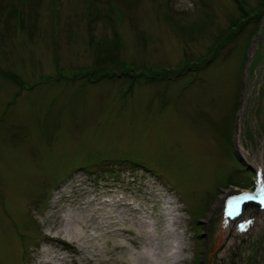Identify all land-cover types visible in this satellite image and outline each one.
<instances>
[{"label": "rangeland", "instance_id": "374dc122", "mask_svg": "<svg viewBox=\"0 0 264 264\" xmlns=\"http://www.w3.org/2000/svg\"><path fill=\"white\" fill-rule=\"evenodd\" d=\"M240 1L0 0V264H135L142 218L153 250L184 241L177 264H264V224L214 210L254 186L237 134L264 158L262 0ZM69 215L84 237L52 240Z\"/></svg>", "mask_w": 264, "mask_h": 264}, {"label": "bare ground", "instance_id": "6f19581e", "mask_svg": "<svg viewBox=\"0 0 264 264\" xmlns=\"http://www.w3.org/2000/svg\"><path fill=\"white\" fill-rule=\"evenodd\" d=\"M244 109V105L241 106L240 108V112H242ZM236 143L239 147L240 151H243L242 148L239 146L240 142H239V135L237 134L236 137ZM243 155H245V153H242ZM254 162V161H253ZM259 166L257 165V168ZM229 192L228 191H224L221 193V195L219 197H217L215 206H214V210L216 209V206L221 202L222 199H224V197H226V195H228ZM107 199H103V202H106ZM168 202V204L171 203V201H166ZM175 205H166L165 206V214L167 216V223L165 225V232L162 235H167L168 237L170 236V232H175L177 230V228L180 225V218L177 215V213H175L176 209H175ZM164 210V209H163ZM214 212V211H212ZM240 216H244V212L242 211V213L240 214ZM62 223H63V227L61 228V235H58V232H54L52 234V236L50 237L51 239H59L62 238L64 241H67L69 243L72 242H77L78 239H81V237H84V230L82 229L81 226H79L77 224V219H75L72 215H69L68 217L65 216L61 219ZM141 224V234H144L145 236H147V243L145 244L144 249L139 252L135 257H134V263L135 264H177L180 261H182L185 256H184V252H185V246H183L184 241L182 240V242L178 243V246L174 245L173 243L166 241L165 243V248L162 250V252H157L155 250H153V244L155 243V241H158V237L155 236V222L153 220L149 221L146 220L144 218H142V220L140 221ZM232 223L229 226L230 229L232 228ZM139 232V231H138ZM222 231L219 232V234H221ZM139 233V234H140ZM233 240V239H232ZM176 247V249H175ZM220 255H222V252H220ZM62 259H64V256L61 257ZM48 261L45 263L47 264Z\"/></svg>", "mask_w": 264, "mask_h": 264}, {"label": "trees", "instance_id": "16d2710c", "mask_svg": "<svg viewBox=\"0 0 264 264\" xmlns=\"http://www.w3.org/2000/svg\"><path fill=\"white\" fill-rule=\"evenodd\" d=\"M237 3L238 4H240V6H241V9H243L244 10V12H247V6L242 2V1H240V0H237ZM261 5L259 6V9H255L256 10V12L254 11L253 13H251V14H255L254 16H256V18H260V17H262L263 16V14H264V0H262L261 2ZM246 14V13H245ZM248 14H250V13H248ZM247 16V15H246ZM243 18H244V16H242ZM237 24L240 26L241 25V23H239L238 21H237ZM229 32V31H228ZM228 32H226V33H228ZM226 34H223L222 36H219V37H217V39L220 41V43L221 42H224V40H223V37L225 36ZM225 38V37H224ZM220 43L219 44H213L212 45V47L210 48V50H209V53H211L212 52V50H216V49H219V47H220ZM194 65H197V64H192V66H194ZM104 68H99V69H96V68H93L92 69V72L90 73V72H86V74H88V75H94V73H97L94 77H98V78H101L102 76H112V75H114V74H111V73H108V74H103L104 72ZM170 72H173V71H171V69H164V68H159V69H153V71H149V75H152V76H163V75H165V74H168V73H170ZM100 75V76H99ZM8 77H10V79L12 80V81H17L18 80V77L17 76H15V75H13V74H8L7 75ZM142 76V74H139L138 75V77L140 78ZM97 80H99V79H97Z\"/></svg>", "mask_w": 264, "mask_h": 264}, {"label": "snow or ice", "instance_id": "6c2138e0", "mask_svg": "<svg viewBox=\"0 0 264 264\" xmlns=\"http://www.w3.org/2000/svg\"><path fill=\"white\" fill-rule=\"evenodd\" d=\"M252 199H255V197L249 196V195H244V196L235 197L234 200H229L228 201V208L226 209L225 214L228 216H234V215L239 214L241 202H244L247 200H252ZM260 203L262 205H264V199H261ZM241 230H245V226L242 225Z\"/></svg>", "mask_w": 264, "mask_h": 264}, {"label": "water", "instance_id": "95a60500", "mask_svg": "<svg viewBox=\"0 0 264 264\" xmlns=\"http://www.w3.org/2000/svg\"><path fill=\"white\" fill-rule=\"evenodd\" d=\"M241 104H242V101H241V99H240V106H241Z\"/></svg>", "mask_w": 264, "mask_h": 264}]
</instances>
